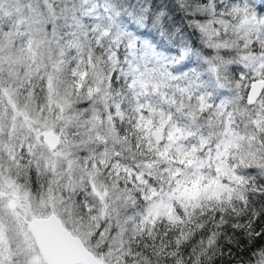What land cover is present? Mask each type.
Returning a JSON list of instances; mask_svg holds the SVG:
<instances>
[{
	"label": "snow or ice",
	"instance_id": "snow-or-ice-1",
	"mask_svg": "<svg viewBox=\"0 0 264 264\" xmlns=\"http://www.w3.org/2000/svg\"><path fill=\"white\" fill-rule=\"evenodd\" d=\"M233 233L264 264V0H0V264H219Z\"/></svg>",
	"mask_w": 264,
	"mask_h": 264
},
{
	"label": "clouds",
	"instance_id": "clouds-1",
	"mask_svg": "<svg viewBox=\"0 0 264 264\" xmlns=\"http://www.w3.org/2000/svg\"><path fill=\"white\" fill-rule=\"evenodd\" d=\"M161 3L167 2V0H160ZM178 13H173L172 16L169 17L168 24L174 29L178 26ZM160 25H157L156 27L148 26V32L151 34L148 36V39H155L158 44H161L162 47H165L171 42L176 39V35L173 32L171 35L166 34L163 38L158 34V30L160 29ZM176 237V233H172V239L174 240ZM233 240H232V247L229 248L227 251L224 252L222 256H217V260L219 264H251V261L248 257L243 256V250L246 247H251L253 244V241L248 240L247 236H236L234 233L232 234ZM247 240V244L243 243V241ZM227 239L222 242L221 247H224L225 244H227ZM198 247V245H195ZM103 247V246H101ZM150 251V250H149ZM231 253V255H229ZM182 255L185 259V264H190L189 258L195 253H192L191 247L187 249V251H182ZM166 258H161L160 264H174L173 258L166 253Z\"/></svg>",
	"mask_w": 264,
	"mask_h": 264
}]
</instances>
